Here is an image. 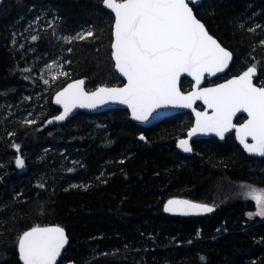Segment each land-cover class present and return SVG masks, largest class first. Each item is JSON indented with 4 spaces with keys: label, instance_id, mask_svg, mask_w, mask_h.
<instances>
[{
    "label": "trees",
    "instance_id": "obj_1",
    "mask_svg": "<svg viewBox=\"0 0 264 264\" xmlns=\"http://www.w3.org/2000/svg\"><path fill=\"white\" fill-rule=\"evenodd\" d=\"M193 10L233 54L228 72L254 63L264 73V0H203ZM112 22L102 0L0 2V264H22L19 237L49 225L69 239L58 264H264V218H250L253 205L237 194L244 181L264 186V158L228 137L196 141L184 156L174 147L188 122L179 114L146 129L123 109L45 126L67 82L84 79L87 90L123 83L111 60ZM56 59L66 74L42 78ZM182 196L214 211L163 212Z\"/></svg>",
    "mask_w": 264,
    "mask_h": 264
},
{
    "label": "snow or ice",
    "instance_id": "obj_2",
    "mask_svg": "<svg viewBox=\"0 0 264 264\" xmlns=\"http://www.w3.org/2000/svg\"><path fill=\"white\" fill-rule=\"evenodd\" d=\"M102 2L114 14L112 59L127 83L119 88L100 87L91 93L84 90L83 80L70 84L56 96V103L64 109L55 117L57 121L65 120L74 108H96L109 102L127 105L133 119L146 121L158 108H190L196 100H202L211 109V115L206 111L196 112V127L189 136L214 132L224 139L225 133L235 128L245 151L264 157V87L253 82L256 65L217 87L200 88L206 73L215 76L223 72L232 59L231 52L209 34L194 14L190 5L200 0ZM65 40L71 42L67 37ZM184 73L192 77L197 89L187 95L177 87ZM239 112L246 113L247 119L236 127L232 121ZM248 138L252 143L247 142ZM179 146L184 152L192 151L188 140H181ZM16 147L19 151V146ZM15 163L18 168L24 167V160L19 157ZM247 198L258 206L255 215L264 218V190L252 189ZM164 211L191 215L211 213L214 208L187 200H169ZM252 215L249 214L250 218ZM67 243L61 227H34L18 239L19 259L22 264H57Z\"/></svg>",
    "mask_w": 264,
    "mask_h": 264
},
{
    "label": "water",
    "instance_id": "obj_3",
    "mask_svg": "<svg viewBox=\"0 0 264 264\" xmlns=\"http://www.w3.org/2000/svg\"><path fill=\"white\" fill-rule=\"evenodd\" d=\"M202 1H203V0H200V2H199L198 4L190 5V6H192V7H194V6H198V5H200V4L202 3ZM0 2H1V0H0ZM102 7H103L104 9L108 10V11L112 14V16H113L112 31H111V37H112V39H111V44H112V42H113V40H114V37H113V31H114V14L111 12L110 9H107V8L104 6L103 2H102ZM193 11H194V10H193ZM194 14H195V13H194ZM200 21H201V20H200ZM201 22H202V21H201ZM202 23H203V22H202ZM206 30H207V28H206ZM207 31H208V30H207ZM209 34H210V33H209ZM210 35H211V34H210ZM211 36H212V35H211ZM212 37H213L214 39H216L214 36H212ZM216 40H217V39H216ZM217 42L220 43L218 40H217ZM111 44H110V49H111V60H112V63H113V69H114L115 73L118 75V77L123 81V83H122L121 85H114V86H105V85H101V86H98V87H96V88H94V89H92V90H87V89L85 88L86 83H85L84 79H81V78H80V79H74V80H71V81L67 82L63 87H61L60 89H58V90L52 95V98H51V100H52V104H53V106H54L55 108H57V109L59 110V112H58L56 115H54V116H52V117H49V118H47V119L45 120V126H46V127H52V126H57V127H58V126H61V125L65 124L68 120H70L72 117H74L78 112H83V113H87V114H95V113L107 112V111L112 110V109H123V110H125V111L128 113L129 120H130L132 123H134V124L137 125V126L143 127V128H144V127L151 126V125H153L154 123L158 122L159 120H161V119H163V118H165V117H167V116H170V115H172V114H176V113H179V112H191V113L193 114L194 118H195V120H194V124H193V127H192L189 131L186 132V138L181 139V140H188L189 145H190V141L193 140V139H196V138H209V137H212V136H213V137L217 138L219 141H222V140H223V139H220V137L217 136L214 132H209V133H206V134L198 132L196 135L189 136V133L191 132V130H192L194 127H196V120H197L196 113H195V111H193V104H194L196 101L202 103L203 106H205V109H204L203 111H201V112H205V111H207V110H211V109H208V108H207V106L204 104V102H203L202 100H196V101L192 104V107H190V108H179V107H172V106L158 108L155 112H153L152 116H150L146 121H141V120H135V119H133V117H132V111H131V109H129V108L127 107V105L119 104V103H113V102H109V103H106V104H102V105H100V106H98V107H96V108H79V107L74 108L65 120H63V121H57V120L55 119V117L61 115V114L63 113L64 109H63V106H62L61 104H57V103H56V96H57L60 92H62L65 88H67L70 84H73V83H75V82H77V81L83 80V81H84V85H83L84 90H85L86 92L91 93V92L96 91V90H97L98 88H100V87H107V88H113V87H115V88H119V87H123V86L127 83L126 78H124L123 76H121L120 73H119V72L116 70V68H115V61L112 59V48H111ZM220 44H221V43H220ZM221 46L224 47L222 44H221ZM224 48H225V47H224ZM225 49L228 50L227 48H225ZM228 51H229V50H228ZM229 52H230V51H229ZM231 54H232V53H231ZM232 58H233V55H232ZM231 62H232V59H231L230 62L228 63V66L225 68V70H224L223 72H219V73H217L215 76H217V75H221V74H224V73L229 69V66H230ZM241 74H242V73H241ZM241 74H240V75H241ZM205 75H207V73H206ZM240 75H238V76H240ZM215 76H210V78H213V77H215ZM238 76L231 77V78H229V79H227V80H225V81H223V82H221V83H218V84H215V85H212V86H208V87H204V88H214V87H217L218 85L223 84V83H226L228 80L233 79V78L238 77ZM182 77L189 78L190 80L193 81L191 91H189V92H187V93H182V92H181L182 94L187 95V94L191 93L192 91L197 90V89L195 88V81L192 79V77L188 76L186 73L182 74L181 77H180V79H179V81H178L177 87L179 88V90H180V81H181V78H182ZM203 82H204V78L202 79L201 84H202ZM263 83H264V79H263ZM201 84H200V85H201ZM263 87H264V86H263ZM201 89H203V88H201ZM180 91H181V90H180ZM239 114H243V113H242V112L237 113V114L233 117V121H234V119H235ZM244 114H246V113H244ZM209 115H211V113H210ZM246 115H247V114H246ZM49 121H52V122L49 123ZM233 121H232V122H233ZM245 122H246V121H245ZM239 126H240V125H239ZM239 126H236V127H239ZM233 129H235V128H233ZM235 138H236L237 144H238V145L244 150V152H245L247 155H249V156L254 155V154H250L249 152L245 151L243 145L240 143L239 139H237L236 132H235ZM181 140H179V141L177 142V150H178L180 153L184 154V155H191L192 152H184V151L182 150V148L179 146ZM254 156H255V155H254ZM169 200H177V201L187 200V201H190V202H192V203H196V204H205V203H197V202H194V201L188 200V199H186V198L172 197V198H170V199H168V200L166 201V203H165L164 206H163V209H164L165 206L168 204V201H169ZM205 205H208V204H205ZM208 206L212 207L211 205H208ZM192 211L195 212L196 210H192ZM164 212H165V211H164ZM165 213L174 214V213H177V212H165ZM205 214H208V213L191 214V215H205ZM44 227H60V226H58V225H49V226H44ZM44 227H41V228H44ZM61 228H62V227H61ZM31 229H32V228H31ZM31 229H29V230H27V231H30ZM25 232H26V231H25ZM65 234H66V232H65ZM22 235H23V234H22ZM22 235H21V236H22ZM66 236H67V234H66ZM67 238H68V236H67ZM68 242H69V241H68ZM67 245H68V243H67ZM67 245L64 247V249H62V251H61V255H60V256L58 257V259H57V264L59 263V261H60V259H61V256H62L64 250L66 249ZM17 249H18V246H17ZM18 255H19V249H18ZM20 261H21V260H20ZM21 263H22V261H21Z\"/></svg>",
    "mask_w": 264,
    "mask_h": 264
},
{
    "label": "flooded vegetation",
    "instance_id": "obj_4",
    "mask_svg": "<svg viewBox=\"0 0 264 264\" xmlns=\"http://www.w3.org/2000/svg\"><path fill=\"white\" fill-rule=\"evenodd\" d=\"M233 55V54H232ZM232 60H233V58H232ZM232 63V62H231ZM254 63H248L247 65H245L244 67H241L240 69H238V70H236L234 73L233 72H228V70L224 73V74H221V75H217V76H215V77H213V78H210V75H205L204 76V82L200 85V88H204V87H208V86H212V85H215V84H218V83H221V82H223V81H225V80H227V79H229V78H231V77H234V76H238V75H240L241 73H243L244 71H246L247 70V68L249 67V66H251V65H253ZM231 65V64H230ZM230 67V66H229ZM256 68H257V72H256V75L254 76V78H253V82H254V84L257 86V87H263L264 86V83H263V79H264V73H262V75L260 76L259 74H260V71H259V69H258V67L256 66ZM192 84H193V81L192 80H190L189 78H186V77H182L181 78V81H180V90H181V92L182 93H187V92H189V91H191V89H192ZM205 109V106H203V104L202 103H200V102H198V101H196L194 104H193V111H195V113L196 112H201V111H203ZM206 112H208V114H210L211 113V110H207ZM182 115L183 117H185V118H187L188 120V122H187V125H186V127H185V130H184V132H183V134L181 135V136H179V137H177V139L175 140V145H174V147L176 146V144H177V142L179 141V140H181V139H184V138H186V132L187 131H189L192 127H193V124H194V120H195V118H194V116H193V114L191 113V112H179V113H176V114H172V115ZM172 115H170V116H172ZM170 116H167V117H165V118H168V117H170ZM165 118H163V119H165ZM163 119H161V120H163ZM246 119H247V115L246 114H239L235 119H234V121H233V124L235 125V126H239V125H242L243 123H245V121H246ZM161 120H159V121H161ZM155 124V123H154ZM152 126V125H151ZM151 126H148V127H144V129H146V128H149V127H151ZM143 128V127H142ZM235 129H232L231 131H229V132H227V133H225V135H224V139L222 140V141H219L217 138H215V137H209V138H196V139H193V140H191L190 141V146H191V148H192V154L191 155H193V153H194V143L196 142V141H205V140H215V141H217V142H219V143H223L224 141H225V139L228 137L229 139H232V141L235 143V145L236 146H238L239 147V149L243 152V154H245L246 156H248L249 158H252V159H255V160H260V159H263L264 157H261V156H258V155H252V156H249V155H247L245 152H244V150L237 144V141H236V138H235ZM247 142L248 143H252V141H251V138H248V140H247ZM16 150V149H15ZM177 152H179L178 150H176ZM182 154V153H181ZM184 155V154H183ZM191 155H184V156H191ZM17 170L18 171H21V170H19L18 168H17ZM230 180V179H229ZM229 180H227V183H225L224 185H223V189L226 191L225 193H230V192H233V190L228 186V184L230 183V182H232V181H229ZM257 185V186H256ZM258 186H260V188H258ZM242 189L240 190V192H241V196L242 195H244L243 196V200H244V202H247V203H251L252 205H253V210L257 207V204H256V202L254 201V200H251V199H248L247 198V193L249 192V191H251L252 189H256V190H264L263 188H264V186H262V185H259V184H255V183H252V182H248V181H244V183H242ZM246 187V189L242 192V190L244 189ZM263 187V188H262ZM230 188V191H227V189H229ZM181 198H186V199H188V200H194V199H192V198H190V197H187V196H182ZM199 201V200H198ZM199 202H201V203H205V204H208V205H210V203H207V202H204V201H199ZM255 211V210H254ZM251 213V212H250ZM199 216H203V215H199Z\"/></svg>",
    "mask_w": 264,
    "mask_h": 264
},
{
    "label": "rangeland",
    "instance_id": "obj_5",
    "mask_svg": "<svg viewBox=\"0 0 264 264\" xmlns=\"http://www.w3.org/2000/svg\"><path fill=\"white\" fill-rule=\"evenodd\" d=\"M52 16L53 17H55V19H56V16H55V14H52ZM40 20H42L41 18H40ZM37 21L36 22V24H39V23H41V21ZM47 21H49V24L50 23H52V21L53 20H49V19H46ZM111 31H112V27H111ZM31 35H32V33H31ZM24 35H21L20 37H23ZM31 37V36H30ZM15 39H14V34H13V36H12V41H14ZM111 44V43H110ZM111 50V49H110ZM110 54H111V52H110ZM60 60L61 59H56V60H54V61H51V62H49L48 64H46V65H44L41 69H40V76L42 77V78H45L46 79V77L47 76H51V75H55V74H61V73H64V74H66V72H64V68H63V66L62 65H60ZM51 66V67H50ZM17 152V151H16ZM20 155V154H19ZM16 161V160H15ZM14 161V162H15ZM22 171V170H21ZM243 187H242V184H240L239 185V188H238V191H237V194H238V197L241 199H243V196L244 195H242L241 196V192H240V190L242 189ZM246 189V187L242 190V192L244 191ZM255 211H251V213L250 214H253L251 217H254V218H261L260 216H256L255 215V213L259 210L258 209V206L254 209Z\"/></svg>",
    "mask_w": 264,
    "mask_h": 264
},
{
    "label": "bare ground",
    "instance_id": "obj_6",
    "mask_svg": "<svg viewBox=\"0 0 264 264\" xmlns=\"http://www.w3.org/2000/svg\"><path fill=\"white\" fill-rule=\"evenodd\" d=\"M55 16H56V18L58 17L56 14H55ZM78 79H80V78H78ZM74 80V79H73ZM85 88H86V86H85ZM54 116V115H53ZM52 117V116H51ZM53 127V126H52ZM176 149H177V144H176ZM19 156V154L17 155V157ZM172 198V197H171ZM170 199V198H169ZM168 200V199H167ZM166 200V201H167ZM166 201L164 202V204L166 203ZM192 201V200H191ZM195 202V201H194ZM197 203H199V202H197ZM164 204H163V206H164ZM212 206V205H211ZM213 207V206H212ZM163 209V208H162ZM163 212H164V209H163ZM165 213V212H164ZM166 214H168V215H179V216H199V215H181V214H178V213H174V214H169V213H166ZM68 241H69V239H68Z\"/></svg>",
    "mask_w": 264,
    "mask_h": 264
},
{
    "label": "built area",
    "instance_id": "obj_7",
    "mask_svg": "<svg viewBox=\"0 0 264 264\" xmlns=\"http://www.w3.org/2000/svg\"><path fill=\"white\" fill-rule=\"evenodd\" d=\"M50 25V24H49Z\"/></svg>",
    "mask_w": 264,
    "mask_h": 264
}]
</instances>
